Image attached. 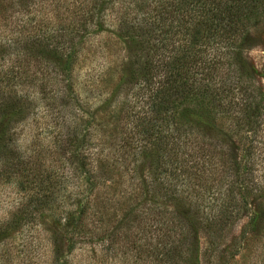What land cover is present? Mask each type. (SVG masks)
Listing matches in <instances>:
<instances>
[{
    "label": "trees",
    "instance_id": "trees-1",
    "mask_svg": "<svg viewBox=\"0 0 264 264\" xmlns=\"http://www.w3.org/2000/svg\"><path fill=\"white\" fill-rule=\"evenodd\" d=\"M99 5L95 1L86 13H76L67 26L59 23L54 33L45 23L37 31L42 37L25 42L43 47L35 54L20 57L12 51L14 40L0 37V180L14 179L20 192L0 225V243L40 223L51 241L41 264H75L76 244L95 252L92 238L105 221L99 208L90 224L84 215L88 193L108 175L115 178L110 186L114 201L117 194L122 198L113 218L117 226L108 234V257L114 250L126 264L148 257L156 264H200L199 225L208 236L211 264H233L239 249L229 252L228 245L222 246L229 239L233 243L230 229L244 212L252 239L262 242L248 254V264H264V87L245 56L264 24V0H150L148 28L139 30L134 17L120 19L115 29L124 34L130 51L129 78L121 77L128 79V90L112 123L122 132V143L108 155L98 152L94 165L87 161L86 136L77 134V126H67L57 149L69 164L65 178L77 186L68 195L71 203L59 200L58 181L41 169L32 171L40 158L36 154L30 162L16 124L28 119L33 101L21 88L24 81L15 79L31 77L37 82L33 85L46 87L51 78L67 76L65 95L80 100L72 79L79 48L72 50L57 37L67 28L83 37ZM32 64L36 70L31 71ZM116 92L118 86L108 91V105L117 101ZM140 159L147 165H138ZM158 200L169 208L154 207ZM122 227L126 238L138 229L140 235L134 236L144 243L135 241L132 248L120 243L115 230Z\"/></svg>",
    "mask_w": 264,
    "mask_h": 264
},
{
    "label": "rangeland",
    "instance_id": "rangeland-1",
    "mask_svg": "<svg viewBox=\"0 0 264 264\" xmlns=\"http://www.w3.org/2000/svg\"><path fill=\"white\" fill-rule=\"evenodd\" d=\"M95 1L100 3L99 10L95 13L93 22L83 37L77 36L75 31H70L73 30L71 28L65 29L62 32L63 35L57 37L68 48L70 47L72 50L76 47L79 48L75 63L72 66V79L75 83L76 92H79L80 100L72 95H65L68 84L67 76L58 81L51 78L46 87L45 85L41 87L40 83L33 85L37 82L31 80V77H27L25 80L24 78L15 79L17 84L24 81L25 86L21 88L27 89L31 95V102L33 101V109L28 119L16 124L18 142L21 148L27 151L26 154L28 159L30 157V162L34 161L36 154L40 158L37 166L33 167L30 164L34 168L32 171L35 168L41 169V172L58 181L59 185L56 186V190L59 191L56 194L59 200L70 201V203L74 199L69 200L68 195L77 186H73L75 182L72 179L65 178L69 174V164L60 157V149H57L58 141L65 134L67 126H77V134L80 137L85 135L88 139L85 152L90 157L87 161H93L94 165H96L95 160L98 152L102 151L108 155L110 151L113 153L114 149L119 148L122 143V132H119L112 121H115L114 118L119 116L120 100L123 99L128 90V79L123 82L121 77L129 78V74H127L129 70L125 64L130 58L128 56L130 51L127 49L124 34L119 31L116 32L115 28L120 19L129 17L136 19L139 30L148 28L150 19L147 3L150 0H0V37H4L5 40H14L12 51L19 53L18 56L20 57H24L25 54H35L38 49L43 48L39 47L41 46L39 44L26 46L25 42L29 43L30 41L26 40L34 35H41L42 37L44 33L37 31H40L45 23H49V30L54 33V29L59 27V23L66 24L65 26L69 25L76 13H80L82 10L83 13H86ZM70 39L73 40L69 41ZM253 43L254 45L246 51L245 56L254 68V75L257 79L262 80L264 87V24L260 25L257 32L254 33ZM11 57L14 58V56ZM8 64L5 65V68L8 67ZM13 67L14 65H11V69ZM36 69V65L32 64L31 71ZM131 70H133L132 67ZM40 77L38 75V78ZM30 85L31 87H29ZM117 86L118 92H116L117 96L115 97L117 101L108 105V91L116 89ZM42 91H46L47 94L45 95ZM55 91H57L56 98L53 99L50 96ZM60 131H62L61 134H59ZM108 134L112 136L109 138ZM139 161L138 165L145 164L141 159ZM147 174L146 170L144 175ZM113 179L108 178V175L103 176L100 180L101 184L88 193L90 205L84 215L85 223H91L98 208L101 210L100 213L105 222L102 228L100 227L94 232L92 238L94 242L91 245L95 248V252L87 251L86 248L82 250L79 244H76L77 248L73 253L75 264H126L120 252L116 253L113 250L108 257V234L113 232L117 226V222H114L113 218L116 216L115 210L121 205L118 202L122 201L118 194L115 196V201L113 199V193L110 191ZM12 181L14 179L10 182L0 180V225L4 224L10 217L11 212L15 209L16 199L19 197L18 184L15 185ZM47 181L51 180L47 179ZM120 191L122 193V190ZM168 206L169 203H163V200H158V204L154 205L158 209H168ZM201 207L203 208V205ZM143 208L144 204H141L136 214L141 215ZM48 219L50 218L48 217ZM48 222L50 223V220ZM248 224L249 216L243 212L230 229L231 238H234L233 243L229 239L222 246L224 248L225 245H228L229 252L239 249L238 254L233 259V264H248V260L252 259L248 254L254 253L256 246L261 248L262 242L252 239L253 236L249 233ZM46 226L48 227V225ZM44 227L39 223L38 226L29 225L17 232H12L11 237L0 243V264H41L45 260L44 254L47 251L50 252L51 245ZM122 229L124 227L115 230L119 232L118 241L120 243H125L129 248H132L131 246L135 241L136 245L139 246L144 243L143 238L137 239L138 237L134 236V234L140 235L138 229H132L133 232L128 231L129 237L127 238L122 234ZM198 232L200 237V264H211L210 261H213V257L209 255L211 246L208 243L207 233L199 225ZM246 237L249 239H245ZM260 237L263 241V236L260 235ZM109 240L112 239L109 238ZM134 252L140 251L134 250ZM37 253L39 255H36ZM145 254L147 251L142 256H146ZM134 263L156 264L157 261L148 257L141 261H134ZM127 264L132 263L128 260Z\"/></svg>",
    "mask_w": 264,
    "mask_h": 264
}]
</instances>
